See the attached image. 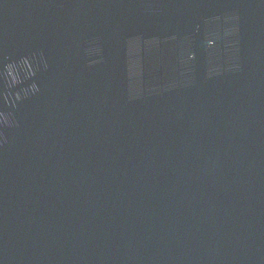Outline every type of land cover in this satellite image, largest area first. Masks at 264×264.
I'll use <instances>...</instances> for the list:
<instances>
[{"label": "water", "instance_id": "obj_1", "mask_svg": "<svg viewBox=\"0 0 264 264\" xmlns=\"http://www.w3.org/2000/svg\"><path fill=\"white\" fill-rule=\"evenodd\" d=\"M0 264H264V0H0Z\"/></svg>", "mask_w": 264, "mask_h": 264}]
</instances>
